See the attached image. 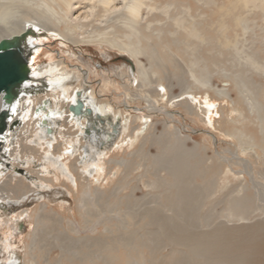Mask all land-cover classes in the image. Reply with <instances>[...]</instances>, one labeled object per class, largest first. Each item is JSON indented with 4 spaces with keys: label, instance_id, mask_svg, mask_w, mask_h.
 Segmentation results:
<instances>
[{
    "label": "bare ground",
    "instance_id": "obj_1",
    "mask_svg": "<svg viewBox=\"0 0 264 264\" xmlns=\"http://www.w3.org/2000/svg\"><path fill=\"white\" fill-rule=\"evenodd\" d=\"M41 28L75 44L105 43L128 52L135 58L137 76L121 71L126 83L105 77L102 86L118 84L131 92L137 82L144 93L167 96L166 102L186 94L175 102L205 124L213 125L214 114L223 110L216 108L210 92L222 98L230 92L213 84L211 76L228 77L238 97L221 117L229 123L221 133L236 148L203 154L206 145L193 147L180 136L173 138L168 123L161 122L160 131V121L150 123L148 117L137 124L85 85L88 71L49 57V63L29 71L34 77L24 80L13 102L0 95V114L9 112L0 152H8L10 161L13 156L23 160L13 161L10 169L4 163L9 160L0 164V201L19 203L39 185L55 186L58 180L75 195L82 223L40 203L39 211H32L35 225L25 264H60L63 257L72 264H264V168L254 169L258 156H243L253 148L264 153V83L252 81L256 72L264 77V0H0V40L27 31L26 48L29 36L36 37L31 30ZM258 29L263 33L258 35ZM228 50L235 52L229 72L217 62ZM42 85L49 93L33 94ZM206 91L204 101L202 95L196 104L197 93ZM137 96L143 95L139 91ZM78 100L84 102L81 114L70 109ZM113 111L100 142L98 124L112 118ZM68 123L79 130L74 134ZM149 143L160 149L152 153ZM128 147H133L129 156L119 158L116 152ZM32 157L41 169L33 168ZM137 157L163 175L153 205L141 199L131 205L121 195L133 178ZM24 168L39 180L29 181L20 172ZM230 172L238 181L229 185L222 174ZM106 175L114 182L111 187L92 184H102ZM9 224L10 219L0 218L1 228ZM3 243L6 249L12 244L9 237ZM55 250L62 257L52 261ZM15 257L8 264H16Z\"/></svg>",
    "mask_w": 264,
    "mask_h": 264
},
{
    "label": "rangeland",
    "instance_id": "obj_2",
    "mask_svg": "<svg viewBox=\"0 0 264 264\" xmlns=\"http://www.w3.org/2000/svg\"><path fill=\"white\" fill-rule=\"evenodd\" d=\"M83 7L84 6H81L80 12H83ZM260 23L262 24V21H260ZM33 30L31 31L36 34V37L32 35L29 36L30 45L26 47V51L30 50L31 52L29 59V71L32 69H37L39 68V66L49 63L52 60L49 57L53 59L63 60L68 68H72L74 66H79L80 68L82 67L83 69H85V71H88V81L87 83H85V85L94 88L98 98L111 104L113 106V110L115 109L116 112L124 114L125 116L130 115L132 116V118H136L135 121L137 122V124H144L145 117H148L150 123H158L160 121V123L157 124L158 127L155 126L157 127L156 130L160 131L162 129L161 122L168 123L169 125H167L168 127H170V131H172L171 135L173 138H175L176 136H180L183 139H186V142H188L193 147L196 146V143L202 146L206 145V150L204 148L203 154H205V152L207 151H209L211 155L213 153L214 155H216L215 152L217 151H219L220 153L222 152L227 154L228 148L230 147L235 150V141L231 137H228L222 134L221 132L225 126H229L228 122L224 123V121L222 120L223 117H226V115H224L223 113H226L227 111L230 112L232 106L231 99H237L238 97L237 88L233 86L232 80H230L223 74L220 73L219 76V73H214V76H211L212 83L219 87L221 86V88L225 89L227 92L230 91L231 93L229 92V95L226 98H222L221 96L214 97L213 93L210 92L213 100H215L216 108H223L224 111L221 110V114H214L216 121L213 122V125H211L210 123L205 124L203 121H201L200 118L193 117L188 114V112L182 106H180L179 103L175 102L181 99L182 97H186V94H184L185 96L183 95L181 96V98H178L174 101L166 102L167 96L163 98L158 95L154 96L153 94L148 92L144 93L141 91V89L136 87L137 82L133 83L134 86H132L131 92L130 90L124 89L122 85L118 84L117 86H102V80L105 77L116 79L117 81H119V83L122 84L127 82L125 81V79H120L119 73L121 71H125L132 74L133 71H135L137 68L135 58L128 52L122 51L105 43L75 44L72 42H68L67 40H64L61 36H59L56 32H53L51 30L47 31V29L44 28L37 29L34 31ZM256 31L258 35L263 33V30L260 31L258 29ZM232 34L233 32L231 33V35ZM225 54L226 55L220 56L217 62H219L218 66L220 68H226V70L229 72L231 61L235 62V59L233 58L235 52L233 51V53H231L228 50V54ZM260 56L264 59V49L261 50ZM233 70L237 69L233 67ZM132 76H137L136 71L134 72V74H132ZM31 77L34 76H28L27 78L32 80ZM79 79L78 81H73L74 83H71V85H77V83H79L80 81ZM252 79L253 83H264V77L259 73L257 74V72L256 74H254V76H252ZM34 81H39V78ZM84 81L86 82L85 79ZM174 82L179 84L178 79H174ZM46 89L47 88L45 87V85H42L37 90V92H34L33 94H36L37 96H44L47 92L49 93V91ZM160 89L165 91V87L163 86H160ZM204 89L205 88H202L201 90ZM178 90L179 85H177L173 89L175 93H178ZM139 91L143 96L135 97V94ZM206 94L207 91L203 94L197 93V101H195V103H198L200 96L202 95L203 99L200 100L204 101ZM151 101L152 103H150ZM201 106H204V104H202ZM110 114H112V118L107 119L106 121L102 120L98 124L99 128L97 127L98 129L96 131V134L99 136V138L101 136L100 142L105 141L106 139V134L104 133V130H107V121L114 120V111ZM95 118L100 121V119H98L97 117ZM95 118L93 120L91 119V121H95ZM248 123L251 122H249L248 120ZM68 125L70 126L71 130L73 129L72 132H74V134L76 129L79 130L78 127L74 128L71 123H68ZM255 129L256 128H254L252 125L249 126L250 132H254ZM85 134L87 135L86 131ZM73 136L74 135H72V137ZM4 145H2V147ZM150 145L151 144L149 143L147 146L152 153H156L160 149L159 146L151 147ZM13 146H15L14 143L10 144V148H13ZM102 146L107 147V145L105 144H103ZM131 151H133V147L126 148L127 153L123 149L117 151L116 153L120 158L122 156H129L128 154ZM1 152L0 164L6 160H9L8 157L10 156L8 152L5 154L4 151ZM77 154H79L78 151ZM111 154L113 153L111 152L110 155ZM248 154L253 155V157H255V155L259 157L258 159H255V161L252 160L253 167L255 170L264 168V163H261V161H264V153L261 152L260 149H248L247 155L243 156L245 158H249L250 155ZM12 158V161L9 160L8 162H4L6 167L8 166L7 169L11 168L13 161L14 163H17L16 161H23L19 156L16 158L13 156ZM137 159L138 161L135 164L136 169L133 171L132 175L133 178H131V181L127 183V187L122 190L121 195H123L125 198H130L129 202L131 203V205H134V203L138 199H141V203H146L145 205H153V199H155L157 191H160V189L158 188V183L163 181V175H160L161 172H155L154 170H151V167H147V161H141V159H139L138 157ZM30 162L31 164H33L34 169L42 168V165L40 164L38 159H34L32 157ZM211 162L212 161L209 160L208 164H211ZM233 168L235 169L236 167L233 166ZM225 170H227V168H225ZM20 172L25 174L29 181L39 180L36 176L32 175L28 170H26V168H24L23 171L20 170ZM54 172L55 169L51 171V174L53 175ZM232 173L234 172H230L227 175L225 173L222 174L223 179L226 180L229 185L230 183L234 184L238 181L237 179H235ZM4 174L2 176H4ZM242 174L244 173H241V176ZM105 178L106 179L103 180L102 184H97L96 182H93L92 184L102 189H104L105 187H111L114 182L107 180L108 175H106ZM115 179L116 178L114 177L113 181ZM229 179L233 180L231 182H228ZM69 182L70 184L73 183L71 179L69 180ZM55 183H57L55 186L50 185L49 187L39 185L37 187V191L30 193L19 203L15 202L11 204L7 200L0 201V218L6 217L10 219V224L8 225L7 229L0 227V264H8L12 254L16 255V264H25L27 244L31 238V234L35 225V223L33 222L34 216L32 215V211H39L40 203L44 202L45 208L47 210H58L61 214H64L66 218H70L76 221L77 224L82 223V219L79 215V211L77 208V201L75 195H73V193L66 186L59 185L58 180H55ZM132 190L134 192L133 196H131ZM221 195H219L220 199L223 198V196ZM223 205V202L219 204L218 209L220 210ZM25 209L29 212L27 211V213L19 215V213H21ZM98 227H100L98 228L99 230L102 229L101 225H99ZM6 237H9V240L12 243L8 249L4 247L5 243H3ZM163 250H166V246L163 247ZM61 257L62 256L60 251L55 250L52 254V261L59 260ZM72 263V261L64 257L63 260L60 262V264ZM75 263L79 264V261L77 260L75 261Z\"/></svg>",
    "mask_w": 264,
    "mask_h": 264
},
{
    "label": "water",
    "instance_id": "obj_3",
    "mask_svg": "<svg viewBox=\"0 0 264 264\" xmlns=\"http://www.w3.org/2000/svg\"><path fill=\"white\" fill-rule=\"evenodd\" d=\"M26 32L0 40V95L8 103L13 102L17 98L24 80L30 75L29 54L31 52L30 50L26 51L24 47ZM70 109L75 114H81L84 110V102L78 100L76 104L70 106ZM87 111L91 112V109L88 108ZM8 114L7 109H4L0 114V139L9 126L7 122ZM86 131L89 133V129Z\"/></svg>",
    "mask_w": 264,
    "mask_h": 264
},
{
    "label": "snow or ice",
    "instance_id": "obj_4",
    "mask_svg": "<svg viewBox=\"0 0 264 264\" xmlns=\"http://www.w3.org/2000/svg\"><path fill=\"white\" fill-rule=\"evenodd\" d=\"M13 111H15V109H13Z\"/></svg>",
    "mask_w": 264,
    "mask_h": 264
}]
</instances>
